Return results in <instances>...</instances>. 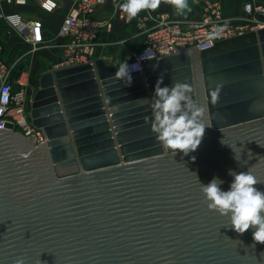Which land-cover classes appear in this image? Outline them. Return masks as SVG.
<instances>
[{"label":"water","instance_id":"obj_1","mask_svg":"<svg viewBox=\"0 0 264 264\" xmlns=\"http://www.w3.org/2000/svg\"><path fill=\"white\" fill-rule=\"evenodd\" d=\"M175 50L129 86L100 59L39 77L28 112L45 143L0 130V264H264L254 229L237 233L201 192L213 178L227 191L229 170L264 191V28ZM161 78L206 106L210 127L188 155L151 132Z\"/></svg>","mask_w":264,"mask_h":264},{"label":"built area","instance_id":"obj_2","mask_svg":"<svg viewBox=\"0 0 264 264\" xmlns=\"http://www.w3.org/2000/svg\"><path fill=\"white\" fill-rule=\"evenodd\" d=\"M105 1L75 0L74 7L63 20L59 31V37L65 40L62 48L63 67L92 63L98 35L112 28L111 21H101L94 17L95 10L104 5ZM3 2L22 6L28 0H0V5ZM38 4L45 13H52L58 7L55 0H38ZM0 20L21 32L30 52L46 46L40 21L24 22L17 13L5 15L1 12ZM139 26L142 29V45L131 53L129 65L139 63L142 70L144 61L178 54L175 49L196 47L197 51H202L217 41L264 28V4L247 1L240 16L230 17L225 15L221 0H209L203 3L201 15L196 21L186 22L162 11L151 18L141 19ZM2 55L3 47L0 44V57ZM142 55L147 59H141ZM11 77L10 71L0 64V130L5 128L6 123H10L15 133L34 145L45 143L43 133L33 127L29 119L25 85L21 83L20 88H16Z\"/></svg>","mask_w":264,"mask_h":264},{"label":"clouds","instance_id":"obj_3","mask_svg":"<svg viewBox=\"0 0 264 264\" xmlns=\"http://www.w3.org/2000/svg\"><path fill=\"white\" fill-rule=\"evenodd\" d=\"M177 12L188 8L187 0H168ZM161 0H125L118 7L131 20L144 10H155ZM141 59H147L146 56ZM139 63L129 65L122 63L115 76L124 80L125 86L132 81L131 73L140 71ZM162 78L157 82L150 105L152 112L151 132L164 150L172 151L173 155L181 152L188 155L197 150L202 142L206 120V106L199 104L194 97L193 87L184 82L174 81L170 86L161 87ZM219 86L211 92L212 101L219 98ZM233 177L229 189L222 190V180L213 178L207 185L201 184V192L209 210L221 216H227L231 227L240 234L250 228L255 242L264 244V191L256 187L260 184L249 171L236 172L229 170ZM14 264H25L23 257H18Z\"/></svg>","mask_w":264,"mask_h":264},{"label":"crops","instance_id":"obj_4","mask_svg":"<svg viewBox=\"0 0 264 264\" xmlns=\"http://www.w3.org/2000/svg\"><path fill=\"white\" fill-rule=\"evenodd\" d=\"M58 7L52 13H45L39 7L38 0H28L26 5L17 6L1 3L0 12L3 14L17 13L24 22L40 21L46 46L39 51L30 52L29 45L25 42L21 32L12 29L0 20V44L3 55L0 64H3L12 77L11 81L16 88L25 85L27 95L26 109L34 91L38 88L39 77L52 69L63 67L62 48L65 40L59 37L60 27L65 17L75 5V0H55ZM209 0H187L188 8L177 12L168 0H161L160 6L155 10H144L135 18L129 20L118 7L125 0H106L104 5L95 10L94 17L101 21H111L110 31H102L95 42L93 60H103L107 64L119 67L122 63L130 62L133 51L141 48L143 36L141 34V19L151 18L157 12L166 11L175 17L193 22L199 19L202 6ZM225 15L230 17L240 16L245 2L264 4V0H221Z\"/></svg>","mask_w":264,"mask_h":264}]
</instances>
